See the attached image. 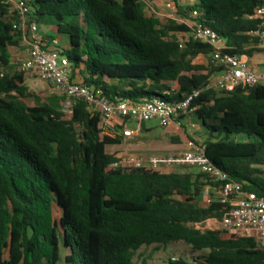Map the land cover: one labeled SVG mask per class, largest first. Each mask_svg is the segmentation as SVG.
I'll return each mask as SVG.
<instances>
[{
    "label": "trees",
    "instance_id": "1",
    "mask_svg": "<svg viewBox=\"0 0 264 264\" xmlns=\"http://www.w3.org/2000/svg\"><path fill=\"white\" fill-rule=\"evenodd\" d=\"M26 1L39 24L66 36L58 51L72 78L103 96L171 101L200 90L191 115L207 157L264 195V86L210 87L220 71L212 47L185 22L198 9L230 53L252 56L264 52L252 35L262 0H168L182 21H163L149 8L154 0ZM17 21L0 0V264H264L254 238L197 226L224 213L225 204L202 200L208 175L125 165L99 111L79 100L68 116L62 95L32 89L9 51L20 44ZM179 241L200 253L136 261L144 246Z\"/></svg>",
    "mask_w": 264,
    "mask_h": 264
},
{
    "label": "built area",
    "instance_id": "2",
    "mask_svg": "<svg viewBox=\"0 0 264 264\" xmlns=\"http://www.w3.org/2000/svg\"><path fill=\"white\" fill-rule=\"evenodd\" d=\"M4 2L10 6L11 11L18 13L15 27L21 32L20 44L26 46L29 53L21 62L20 68L55 86L64 98L63 110L68 116L72 113L73 106L83 100L91 110L101 113L104 132L111 137L119 134L131 136L134 131L124 127L125 121L131 118L139 123L157 119L162 127L175 125L184 129V117L195 111L193 102L199 97L200 90L185 93L182 99L171 101L156 99L134 102L130 99L107 98L103 96L102 90H94L72 78L68 58L61 56L58 51V39L49 41L45 38L40 31V24L31 15L32 8L26 0ZM198 16L199 10L194 9L185 22L191 27L195 39L212 47V62L220 71L213 75L210 87L233 91L238 86H264V67L261 68L259 64L240 54L230 53L225 37L199 21ZM255 17L260 19L261 24L252 31V35L260 39L256 45L264 48V0L256 9ZM121 162L163 171L176 166L197 167L210 177L216 191L215 198L209 201L217 200L225 204L223 217L219 221L223 233L226 236L254 238L258 247L264 248V195L245 189L242 183L233 180L227 172L213 164L207 157L206 144L201 137L188 136L187 148L174 155H129L123 157Z\"/></svg>",
    "mask_w": 264,
    "mask_h": 264
},
{
    "label": "crops",
    "instance_id": "3",
    "mask_svg": "<svg viewBox=\"0 0 264 264\" xmlns=\"http://www.w3.org/2000/svg\"><path fill=\"white\" fill-rule=\"evenodd\" d=\"M51 23V22H50ZM52 24V23H51ZM54 30L57 31L56 26L52 25ZM42 34L45 36V38L49 41H52L54 38H57L56 36H52L46 32L43 33V31H41ZM58 39V38H57ZM59 45L61 46V44L59 43ZM9 51L11 53L12 56V60L13 62H17L18 65L20 66L21 62L23 60H25L29 53H28V49L26 46H23L21 44L19 45H13L9 47ZM245 58H247L249 61L254 62L259 64V66L261 68L264 67V52H256L254 53L252 56H244ZM206 57L201 56L200 60L201 61H206ZM35 74L33 73H27L26 74V82L29 79H32V77H34ZM36 76V80H33L34 84H38L39 82L42 84L48 83L47 87L49 88V92L47 93V95H52L53 93H58L57 89L55 86H53L51 83L49 82H45L40 80L37 75ZM75 80L80 81V75H77ZM28 84V83H27ZM29 85V84H28ZM152 120H157V119H152ZM150 121V120H148ZM158 121V120H157ZM131 122H136L137 126L135 128H131L129 126V124ZM144 121L143 123H139L136 119H127L125 121V125L124 127L130 128L132 129L134 132L131 136H124L122 134H119L117 136V138L120 139V143L115 144L110 146V150L111 151H116L118 153L119 156H121L122 158L124 157H128L129 155H152V154H156V155H174L177 154L183 150H185L187 148V139L188 136H192L193 134V130L191 134H187L188 132V127L192 128V125H195L198 129L197 132L198 134L196 136L201 137L202 139L205 138V135H203V129L195 124L192 123V115L189 114L187 116L184 117V129H179L177 128L175 125H170L168 127H161L163 129H165V131H167L166 136L163 137H159V136H152V140L151 141L152 145L154 146V148L151 149H147V146H149V144L147 142V138L143 137V133L144 132H150L151 131V127H148L145 125ZM159 122V121H158ZM122 127H120V130L122 131ZM184 136V138L181 137ZM186 136V137H185ZM156 151L159 150L160 152H150L151 150L155 149ZM195 167H191V166H176V167H170L167 168L166 171H177V172H188V171H192V172H196V170L194 169ZM200 172V170L198 171ZM216 196V191L213 187L212 184H207L205 186V190H204V196L202 198V200L204 202H208L210 199H214Z\"/></svg>",
    "mask_w": 264,
    "mask_h": 264
},
{
    "label": "rangeland",
    "instance_id": "4",
    "mask_svg": "<svg viewBox=\"0 0 264 264\" xmlns=\"http://www.w3.org/2000/svg\"><path fill=\"white\" fill-rule=\"evenodd\" d=\"M174 4L168 0H154L152 2V4L149 6L150 10L155 13L157 16H159L163 21H165L168 17H174L177 18L179 21H182V19L180 18V16L175 12V8L173 7ZM53 24H51L50 22L47 21H41L40 22V31H43L52 35V36H56L58 38L59 43L61 44L62 48H65L68 46L67 43V38L65 35L63 34H59L56 30H54ZM33 80H36V76L34 75V77H32V79H29L27 81V83L29 84V86L32 89H35L38 92H43L44 95L46 96L47 93L49 92V88L47 87L48 83L45 84H41L40 82L38 84H34ZM29 104H33L35 103L34 99L32 98H26L25 99ZM145 125L148 127H151V131L150 132H144L142 135L143 137H146L147 142L146 144H149V146H147V149H151L154 148V146L151 144L152 142L149 140H152V136H159V137H163L167 134V131H165V129H163L159 122L157 120H150V121H146ZM129 126L131 128H135L137 126L136 122H131L129 124ZM192 128L188 127V132L187 134H191L192 130H193V134L192 135H197V127L195 125L191 126ZM197 133V134H196ZM182 138H184V136L181 135ZM186 137V136H185ZM150 152H160L159 150L156 151V148L151 150ZM196 170V172L199 171V169L197 167L194 168ZM199 228H201L202 230H206V229H221V225L219 223L218 220L215 219H208L203 223H200L197 225ZM200 251H194L192 250L191 246L186 244L183 241H179V242H173V243H169L166 246H161L160 248L156 249L154 246H149V247H142L139 251L138 254L136 256V261L140 262L141 258L143 257H149L150 258V262H154V263H163L165 262L169 257H173V258H178L180 256L182 257H186V258H192L193 255H197L199 254Z\"/></svg>",
    "mask_w": 264,
    "mask_h": 264
}]
</instances>
